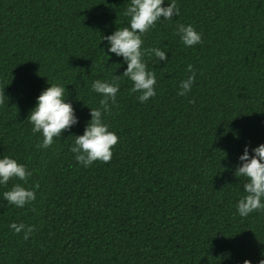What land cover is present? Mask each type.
<instances>
[{
	"label": "trees",
	"instance_id": "trees-1",
	"mask_svg": "<svg viewBox=\"0 0 264 264\" xmlns=\"http://www.w3.org/2000/svg\"><path fill=\"white\" fill-rule=\"evenodd\" d=\"M172 0H165L167 7ZM179 15L157 22L143 48L156 95L130 94L123 57L102 36L129 26L130 0H0V159L32 173L0 185V264H260L264 212L241 217L244 149L264 144V0H175ZM202 44L185 46L178 25ZM196 72L186 96L180 82ZM119 80L103 121L120 143L110 163L85 168L70 151L90 109L103 98L95 80ZM66 88L78 124L38 148L28 117L50 85ZM191 101H195L192 103ZM20 183L36 192L17 208L3 193ZM39 184L36 189L35 184ZM35 208V212L30 209ZM12 223L34 225L27 240Z\"/></svg>",
	"mask_w": 264,
	"mask_h": 264
},
{
	"label": "clouds",
	"instance_id": "clouds-1",
	"mask_svg": "<svg viewBox=\"0 0 264 264\" xmlns=\"http://www.w3.org/2000/svg\"><path fill=\"white\" fill-rule=\"evenodd\" d=\"M165 0H130L124 15L129 17V26L117 28L110 36H102V41L106 40L108 52L118 57H123L127 64V69L122 77L129 78L133 87L130 94L140 93L137 97L140 103L147 102L155 97V86L157 83L155 71H149L144 62V56L154 55L159 61H168L164 51L159 48L144 49L143 37L153 28L157 22L171 20L173 16L179 15L178 5L175 0L163 7ZM178 34L183 44L189 48L202 44V34L198 33L192 25H178ZM187 71L192 73L187 79L180 82L178 95L186 96L191 92L195 83L196 72L191 64ZM121 77L114 76L113 82L95 80L92 83V91L98 93L103 98L99 102L98 108L90 109L91 121L87 124L82 136H75L74 145L70 151L75 154L76 161L85 168L90 167L95 162L110 163L115 147L120 143L116 133L109 130V126L104 123L103 115L111 114V105H116L117 94L119 92V80ZM66 88L53 84L44 90L37 98V104L29 114V121L33 125V135L41 133L43 140L38 144V148H50L64 132L78 124L75 111L70 103L66 102ZM5 92L0 91V106L4 105ZM194 103L195 101H191ZM254 155H249V148L246 146L244 154L239 157L242 166H238L235 172L236 177H244L246 183L243 185L244 195L238 202L237 209L241 217L261 211L264 212V144L252 150ZM32 173L28 168L18 163L15 159L4 157L0 159V185H7L12 180L22 181L25 185L31 178ZM36 189L39 184H35ZM3 198L9 204L17 208H24L31 205L36 200V192L30 188L22 186L20 183L14 184L11 190L3 193ZM35 212V208L30 209ZM10 228L16 234L24 232V239L36 231L34 225L23 223H12ZM244 264H251L245 260ZM264 264V259L260 261Z\"/></svg>",
	"mask_w": 264,
	"mask_h": 264
}]
</instances>
